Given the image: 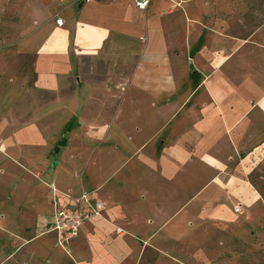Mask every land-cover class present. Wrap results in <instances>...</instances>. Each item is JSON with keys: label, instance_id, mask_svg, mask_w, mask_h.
<instances>
[{"label": "crops", "instance_id": "0c3cea01", "mask_svg": "<svg viewBox=\"0 0 264 264\" xmlns=\"http://www.w3.org/2000/svg\"><path fill=\"white\" fill-rule=\"evenodd\" d=\"M23 2L33 86L54 94L25 129L57 108H75L79 123L0 144L5 159L48 152L43 183L24 191L12 175L17 191L0 198L3 239L22 264H61L55 199L70 212L84 194L105 204L70 244L73 264H143L264 205L250 182L264 158V0ZM87 60H103V72L87 77Z\"/></svg>", "mask_w": 264, "mask_h": 264}, {"label": "rangeland", "instance_id": "374dc122", "mask_svg": "<svg viewBox=\"0 0 264 264\" xmlns=\"http://www.w3.org/2000/svg\"><path fill=\"white\" fill-rule=\"evenodd\" d=\"M26 20L28 18L23 0H0V144L10 140L15 131L33 130L35 126L39 130L56 126L68 129L71 127L73 130L78 128L76 110L68 107L60 110L57 108L52 113L47 111L45 116L40 115L39 120H34L35 125L31 124L25 129V125L32 120L33 113L44 103L54 99V94L37 91L33 86V56L23 47L28 31L33 28H26ZM83 68L87 70L84 72L87 77H94L100 70L103 72L105 62L87 60ZM72 91L70 85L63 94ZM69 110H73L70 115L67 114ZM65 114L67 117H64ZM68 134L66 132L63 139ZM48 136L46 134L47 138ZM14 154L13 152L12 157L5 159L0 151V198L11 197L15 193L13 191H17L11 190L17 188L15 177L25 181L24 191H27L33 184L42 182L37 173L49 168L45 162L48 156L45 150L37 152L26 149L17 159ZM37 154L41 157V163L34 162ZM12 175L15 176L13 179ZM250 177L264 190V158L259 161ZM0 222L2 223L1 219ZM0 237V263L15 255L11 260L17 261L13 264H22V253L21 250L18 251V245L11 246L3 239L6 236L1 229ZM69 246L66 249L60 246L65 252L61 264H73L70 262ZM166 250V254L160 256L149 252L142 259L143 264H264V205L260 203L253 209L246 210L245 214L231 217V223L224 228L203 225L188 238L170 242Z\"/></svg>", "mask_w": 264, "mask_h": 264}, {"label": "built area", "instance_id": "2783aa9c", "mask_svg": "<svg viewBox=\"0 0 264 264\" xmlns=\"http://www.w3.org/2000/svg\"><path fill=\"white\" fill-rule=\"evenodd\" d=\"M137 8L145 10L150 5V0H134ZM59 26H63V20H57ZM56 192V190H54ZM75 211L64 209L55 199L54 201V220L53 231L57 235V243L63 249H66L71 242L79 237L81 230L87 221L93 218H103L105 204L101 201L92 203L88 194L73 199ZM117 233H122L121 228L116 229Z\"/></svg>", "mask_w": 264, "mask_h": 264}, {"label": "trees", "instance_id": "16d2710c", "mask_svg": "<svg viewBox=\"0 0 264 264\" xmlns=\"http://www.w3.org/2000/svg\"><path fill=\"white\" fill-rule=\"evenodd\" d=\"M250 182L256 188V190L258 191L259 195H261L262 199L264 200V190H263V188L260 185H257L255 183V181L251 177H250Z\"/></svg>", "mask_w": 264, "mask_h": 264}]
</instances>
